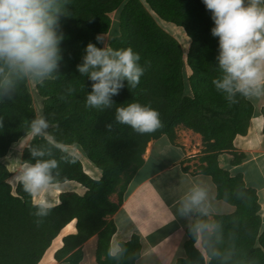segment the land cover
<instances>
[{
	"label": "trees",
	"instance_id": "1",
	"mask_svg": "<svg viewBox=\"0 0 264 264\" xmlns=\"http://www.w3.org/2000/svg\"><path fill=\"white\" fill-rule=\"evenodd\" d=\"M67 0L63 4L58 31L62 61L55 78L37 84L42 98L43 115L49 123L48 136L33 137L24 149L21 162L55 159L54 184L75 182L85 193L62 192L60 203L37 215L34 196L18 181L10 183L12 173L2 162L13 144L30 134L31 122L38 117L29 78L10 77V86L0 89V264H39L53 241L71 222L77 232L64 238L56 253L60 264H81L83 245L97 237L98 264H137L141 257L140 237L134 235L112 253L111 242L117 227L111 217L119 210L125 193L137 172L149 143L167 136L176 143L177 128L183 126L203 138L205 155L200 159V174L212 177L217 199L236 207L231 215L199 211L187 230L186 257L177 264H264V226L257 190L247 187L241 175L232 176L220 166L219 157L235 149L238 136H246L255 115L250 97L237 95L232 103L217 92L213 80L221 73L216 57L218 38L211 35L214 24L202 0ZM118 11L119 34L109 47L132 48L141 57L144 75L131 88L125 82L113 97L110 109L85 106L91 82L81 76L82 63L89 43L104 47L103 36L111 32V14ZM160 20L181 27L191 40L187 59L181 43L165 31ZM101 37L102 42L97 41ZM191 75L186 78L185 68ZM189 87V88H188ZM188 89L190 93H188ZM139 102L158 111L162 126L150 134H138L115 120L116 107ZM111 125V127H109ZM78 147L101 171L99 180L89 176L82 161L68 147ZM45 156L33 157L32 151ZM246 155L234 153L233 166ZM187 170V169H186ZM118 195V202L112 196ZM198 223L218 225L206 232L194 231ZM201 239L203 254L197 247Z\"/></svg>",
	"mask_w": 264,
	"mask_h": 264
},
{
	"label": "clouds",
	"instance_id": "2",
	"mask_svg": "<svg viewBox=\"0 0 264 264\" xmlns=\"http://www.w3.org/2000/svg\"><path fill=\"white\" fill-rule=\"evenodd\" d=\"M67 0H0V89L11 85L10 77L29 78L36 82L55 78L62 61L61 44L65 37L58 31ZM211 13L214 27L211 35L218 38V66L221 75L213 80L217 92L235 102L243 97L264 95V0H202ZM98 42L101 37L98 36ZM77 65L81 76L91 82V91L85 98L90 109L105 110L114 105L113 97L120 94L125 82L135 88L144 75L140 55L132 48H98L89 43ZM160 114L139 102L116 107L115 120L129 126L138 134H150L162 124ZM111 127V125H109ZM49 123L43 116L31 122L32 137L45 136L55 143L46 130ZM33 157L45 156L44 151H32ZM57 168L55 159L24 163L18 180L25 192L39 197L44 191L55 188L52 170ZM208 193L194 187L186 195L180 211L188 214L204 211ZM60 201L57 200L56 204ZM37 215L46 216L53 204L43 198L35 200ZM206 214V212H205ZM218 225L198 223L194 231L206 232ZM119 249L113 250L115 254Z\"/></svg>",
	"mask_w": 264,
	"mask_h": 264
},
{
	"label": "crops",
	"instance_id": "3",
	"mask_svg": "<svg viewBox=\"0 0 264 264\" xmlns=\"http://www.w3.org/2000/svg\"><path fill=\"white\" fill-rule=\"evenodd\" d=\"M250 99L255 106V115L249 132L246 136H238L235 149L220 155L219 162L232 176L241 175L247 187L257 190L264 226V95L251 96ZM2 100L0 93V103ZM194 134L199 136L191 132L192 137ZM191 151V142H187L185 138H182V142L172 143L167 136H163L149 143L142 168L130 183L118 212L111 217L117 227L111 242L112 252L117 248L120 251L121 243L138 235L142 253L137 264H177L179 259L185 258V243L189 239L187 230L199 211L182 214L180 209L186 195L197 186L208 193L203 208L210 217L235 213V206L217 199V185L212 177L186 168V161L194 158ZM234 153L246 155L245 161L233 166ZM84 158L85 162L81 161L86 173L99 180L102 177L101 171L86 156ZM223 162L229 164V168H225ZM13 163L14 161L9 165L5 164L11 173L9 166ZM13 176L15 173H12L11 178ZM248 177L260 180V186H249ZM62 192L55 191L57 195L54 197L43 195L42 192L37 198L46 199L55 206L58 205L56 201H60ZM113 201L118 202V199ZM76 232L77 223L73 221L53 241L39 264H60L56 260V253L63 247L64 238ZM97 240L95 236L83 245L84 259L81 264H98ZM200 240L199 238L198 241Z\"/></svg>",
	"mask_w": 264,
	"mask_h": 264
},
{
	"label": "rangeland",
	"instance_id": "4",
	"mask_svg": "<svg viewBox=\"0 0 264 264\" xmlns=\"http://www.w3.org/2000/svg\"><path fill=\"white\" fill-rule=\"evenodd\" d=\"M141 1L147 6L146 0H141ZM111 17L113 20L112 30L109 34L104 35L102 37L103 41H104V47L109 46L110 40L114 36H117L119 34V27H118L119 12L116 11V12L112 13ZM156 20L159 23V25L165 31H167L169 34H171L173 37H175L181 43V45L184 48V51L186 53L185 54V60H186L187 59V52L189 50L190 43H191V40L188 38L186 32L181 27H178V26L171 24V23L164 22V21L160 20L158 17H156ZM190 75H191V71H190L189 67L186 66V68H185L186 78H188ZM38 83L39 82H36L34 80L29 79V89H30V91L33 95V98H34V106H35L36 111L38 113V117H40V116L44 117L43 106H42L43 100L37 93V84ZM188 93H190L189 89H188ZM49 128H50V125H49ZM48 129L46 130V132H48ZM190 131L195 133L194 131H192L190 129H187L183 126H179V128H177V137H176L175 142H179V141L182 142V138H185L187 140V142H189V141L191 142V146H192L191 154L194 156V158L188 159L186 161V168L192 172H199V168L201 166V160L200 159L205 155L206 148L203 144L202 136L200 134H199V136H196L194 134L192 137ZM196 134H198V133H196ZM32 138L33 137L29 134L25 138H23L19 143L13 144L11 146L10 151H9L8 155L6 156V158L2 159V162L6 165H9L10 162L12 163V161H14V163L9 166L10 169L12 170V173L13 174L15 173V176H13V178L10 179V183L14 187V189L18 183V180L14 179V177H16L20 174L21 166L23 165L21 162L23 151L27 147V145H29ZM14 146H15V148H14ZM66 150L73 153L80 160L85 162V158H84L85 156H84V154L80 148L73 146V147L66 148ZM10 152H11V155H10ZM225 153L226 152H224L222 154H225ZM8 156H10V157H8ZM223 166L225 168H229V164H226L224 162H223ZM247 184L249 186H260L261 182H260V180L256 179L255 177H248L247 178ZM58 187H59V191H63V192H76V193L81 194V195L85 193L84 187L75 183V182H67L64 184H59ZM55 191H57L55 188H50L49 190L44 191L42 194L43 195L49 194L50 197H54L57 195L54 193ZM36 199H38V198L35 197V200ZM112 199L117 200L118 195L117 194L113 195ZM197 247L199 249H201V251H203V253H205L203 248H202L201 240L197 242Z\"/></svg>",
	"mask_w": 264,
	"mask_h": 264
}]
</instances>
